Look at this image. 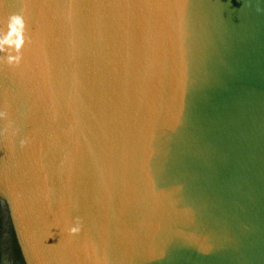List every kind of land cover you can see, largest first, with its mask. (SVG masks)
I'll return each mask as SVG.
<instances>
[{
	"label": "water",
	"instance_id": "1",
	"mask_svg": "<svg viewBox=\"0 0 264 264\" xmlns=\"http://www.w3.org/2000/svg\"><path fill=\"white\" fill-rule=\"evenodd\" d=\"M0 264H264V0H0Z\"/></svg>",
	"mask_w": 264,
	"mask_h": 264
},
{
	"label": "clouds",
	"instance_id": "2",
	"mask_svg": "<svg viewBox=\"0 0 264 264\" xmlns=\"http://www.w3.org/2000/svg\"><path fill=\"white\" fill-rule=\"evenodd\" d=\"M75 231V229H73Z\"/></svg>",
	"mask_w": 264,
	"mask_h": 264
}]
</instances>
